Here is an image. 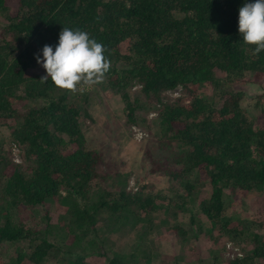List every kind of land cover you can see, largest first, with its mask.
Instances as JSON below:
<instances>
[{
  "label": "trees",
  "instance_id": "1",
  "mask_svg": "<svg viewBox=\"0 0 264 264\" xmlns=\"http://www.w3.org/2000/svg\"><path fill=\"white\" fill-rule=\"evenodd\" d=\"M245 2L254 0H0V124L24 154L21 164L0 156V250L14 245L0 264L48 258L85 264L87 255L103 256V264H152V217L176 215L177 206L189 224L175 225L178 235L206 230L216 233L209 235L214 242H252L229 258L215 248L214 263L263 264L264 233L253 220L225 212L226 191L264 192V89L256 94V116L239 103V86L264 73V50L254 54L238 32ZM63 27L103 44L111 62L104 79L120 96L127 122L143 106L140 97L152 100L158 157L148 156L149 170L182 189L131 190L128 173L117 170L108 186L93 182L107 175L99 173L101 149L86 145L80 125L91 118L88 96L50 79L41 83L45 71L30 70L45 45L55 50ZM205 84L210 91L199 92ZM177 85L187 91L186 103L164 100L163 90ZM199 167L211 185L200 196ZM49 197L66 206L67 243L50 235L49 223L42 232L12 217L17 205H41ZM124 228L133 242L115 249L112 237Z\"/></svg>",
  "mask_w": 264,
  "mask_h": 264
},
{
  "label": "rangeland",
  "instance_id": "2",
  "mask_svg": "<svg viewBox=\"0 0 264 264\" xmlns=\"http://www.w3.org/2000/svg\"><path fill=\"white\" fill-rule=\"evenodd\" d=\"M42 59V55L40 56ZM31 71H41L44 69L40 64L35 62ZM139 84H135L133 88H138ZM241 89V97L239 103L245 107L248 112L256 116L257 110L254 107L256 94L264 89V73L259 78L246 81L239 86ZM83 95L88 96L89 110L91 118H82L80 125L85 136V143L91 147H98L101 150L102 161L99 165V173L107 175V180L102 181L100 178L93 180L99 184L107 185L110 180V174L114 171H123L128 173V185L131 190H136L145 184L152 188L154 192L164 189L162 192L172 194L175 190L181 188L175 186L167 175L161 171L151 172L149 170L148 156L158 157V150L155 148V117L156 110L152 105V100L140 97L143 106L136 111V119L133 122H127L123 103L120 96L107 85L106 80L102 83L93 85L89 89L81 87ZM210 86L203 85L200 88L201 93H208ZM165 101L187 102V91L177 85L162 92ZM30 104L26 101L20 106V110ZM141 133V134H140ZM7 156L14 162L23 163L24 154L22 146L12 139L9 135V129L6 125L0 124V156ZM199 180L197 189L199 196L206 195L211 188L208 182L207 172L205 168H197ZM182 189V188H181ZM225 196L226 207L225 212L236 215V217L249 218L254 222V229L264 233V192L249 191L246 194L241 191H226ZM158 202H164L159 197ZM65 205L55 197H49L41 205L29 206L19 204L14 209L12 217L14 221L24 224L25 226L39 229L42 232L47 223L50 226V235L63 243H67L69 237L64 235L63 230L68 228L65 226ZM164 209V208H161ZM195 221L202 222L201 217H197ZM256 223V224H255ZM178 226L187 229L188 213L183 212L182 208L177 206L176 215L168 212L158 211L152 217V229L148 233V243L156 256H152V264H220L214 263L212 254L215 248L219 247L220 256L222 258L233 257V255H241L244 248L250 247L252 242L240 241V243L232 242L225 237L217 238L212 241L209 235H216L215 232L201 230L197 234L188 232L185 236L176 234ZM196 226V225H193ZM75 224L72 225L74 229ZM213 236V235H212ZM134 234L128 228H124L116 232L111 244L113 248L118 250H126L131 242H133ZM24 241H19L22 244ZM16 245V244H15ZM14 246V245H13ZM8 250H0V258L7 256L14 248ZM45 264H65L61 259L48 258ZM85 264H103V256L87 255L84 258ZM264 264V260L262 262ZM26 264H31L26 262Z\"/></svg>",
  "mask_w": 264,
  "mask_h": 264
},
{
  "label": "clouds",
  "instance_id": "3",
  "mask_svg": "<svg viewBox=\"0 0 264 264\" xmlns=\"http://www.w3.org/2000/svg\"><path fill=\"white\" fill-rule=\"evenodd\" d=\"M238 32L244 44L254 46V54L264 50V0L245 2L239 8ZM104 53L103 44L87 32L63 27L55 50L45 45L42 59L36 57L46 73L39 81L50 79L57 88L71 92L102 83L111 66Z\"/></svg>",
  "mask_w": 264,
  "mask_h": 264
},
{
  "label": "built area",
  "instance_id": "4",
  "mask_svg": "<svg viewBox=\"0 0 264 264\" xmlns=\"http://www.w3.org/2000/svg\"><path fill=\"white\" fill-rule=\"evenodd\" d=\"M141 134V133H140Z\"/></svg>",
  "mask_w": 264,
  "mask_h": 264
}]
</instances>
